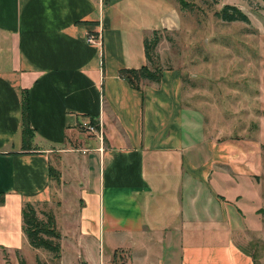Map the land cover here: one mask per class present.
<instances>
[{
  "label": "crops",
  "instance_id": "crops-1",
  "mask_svg": "<svg viewBox=\"0 0 264 264\" xmlns=\"http://www.w3.org/2000/svg\"><path fill=\"white\" fill-rule=\"evenodd\" d=\"M183 19L179 0H0V252L29 246L36 264H258L234 236L241 166L205 133L192 101L202 88L188 96L175 64L138 88L119 74L153 67L145 38ZM25 202L53 211L59 256L28 242Z\"/></svg>",
  "mask_w": 264,
  "mask_h": 264
},
{
  "label": "rangeland",
  "instance_id": "rangeland-1",
  "mask_svg": "<svg viewBox=\"0 0 264 264\" xmlns=\"http://www.w3.org/2000/svg\"><path fill=\"white\" fill-rule=\"evenodd\" d=\"M184 1L185 26L153 33L158 40L152 64L183 68L188 96L189 84L202 88V100H191L200 104L208 124L205 133L230 143L231 161L241 166L234 190L244 193L238 204L246 210L234 236L264 264V0ZM225 4L242 9L248 20H223L217 12ZM39 210H47V205L37 204L38 215L44 217ZM90 245L94 250L98 241ZM28 248L1 250L0 264H36L38 254ZM46 258V264H56Z\"/></svg>",
  "mask_w": 264,
  "mask_h": 264
},
{
  "label": "trees",
  "instance_id": "trees-1",
  "mask_svg": "<svg viewBox=\"0 0 264 264\" xmlns=\"http://www.w3.org/2000/svg\"><path fill=\"white\" fill-rule=\"evenodd\" d=\"M184 1V0H183ZM180 4H184L179 0ZM185 2V1H184ZM217 14L223 20H248L247 14L233 4H225ZM157 35L153 34L151 38H145L144 47L147 60L152 63V50L156 41ZM161 69L158 65L150 67L148 64H143L138 68L121 69L119 74L128 79L134 87H140L139 82L142 79L159 81ZM91 122L96 123L94 119ZM22 147L31 148V140L33 130L28 121V99L26 94L22 96ZM37 204L33 202H25L22 206V229L25 233L28 242L34 247H42L51 252L53 257L59 256L60 253V238L61 233L57 229L55 216L51 209L39 210L44 217H40L37 213Z\"/></svg>",
  "mask_w": 264,
  "mask_h": 264
},
{
  "label": "built area",
  "instance_id": "built-area-1",
  "mask_svg": "<svg viewBox=\"0 0 264 264\" xmlns=\"http://www.w3.org/2000/svg\"><path fill=\"white\" fill-rule=\"evenodd\" d=\"M94 37L93 35L89 34L87 35V40H93ZM81 125L83 128H85L86 130L88 131H91V132H94V133H99L100 132V129H99V126L97 123H93L91 122L90 120H87V119H84L82 122H81Z\"/></svg>",
  "mask_w": 264,
  "mask_h": 264
}]
</instances>
